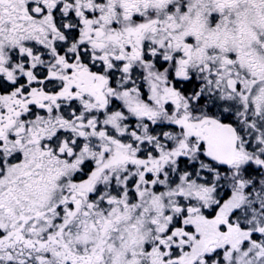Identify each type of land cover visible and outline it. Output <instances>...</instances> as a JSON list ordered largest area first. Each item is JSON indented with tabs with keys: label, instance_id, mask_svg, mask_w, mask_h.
<instances>
[{
	"label": "snow or ice",
	"instance_id": "1",
	"mask_svg": "<svg viewBox=\"0 0 264 264\" xmlns=\"http://www.w3.org/2000/svg\"><path fill=\"white\" fill-rule=\"evenodd\" d=\"M0 264H264V0H0Z\"/></svg>",
	"mask_w": 264,
	"mask_h": 264
}]
</instances>
